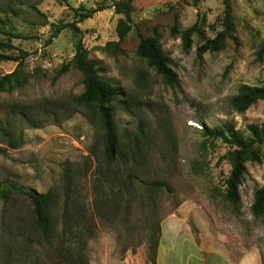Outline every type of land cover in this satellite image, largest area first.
<instances>
[{
  "label": "rangeland",
  "instance_id": "obj_1",
  "mask_svg": "<svg viewBox=\"0 0 264 264\" xmlns=\"http://www.w3.org/2000/svg\"><path fill=\"white\" fill-rule=\"evenodd\" d=\"M120 1L126 0H0L7 32L0 41L15 46L0 50L8 57L0 62V78L16 71L23 80L0 92V147L6 148L0 181L49 191L54 226L51 239L42 240L32 229L31 202L0 197V264L19 237L29 242L22 252L12 248L11 264H36L37 257L69 264L61 245L72 252L70 264H151V232L157 264L160 244L162 256L183 250L211 253L206 264L251 258L264 264L263 217L252 212L254 193L264 186V143L254 148L259 160L247 163L240 200L232 203L224 197L230 145L204 134L205 127L229 123L248 136L249 124H264V100L244 113L230 103L240 85H264V0H231L232 37L219 51L201 55L198 47L225 30L224 0H133L129 18L115 11ZM80 6L102 10L78 24L81 34L63 29L48 43L50 24L74 21ZM120 19L131 25L122 41L115 31ZM194 25L186 48L183 32ZM155 33L178 84H167L138 54L141 38ZM79 37L100 75L122 92L111 107L124 159H106L96 105L76 102L85 89L82 73L71 65L58 75ZM20 133L21 147L9 148L7 138ZM128 172L164 180L173 192L140 185ZM19 253L22 262L15 261Z\"/></svg>",
  "mask_w": 264,
  "mask_h": 264
},
{
  "label": "trees",
  "instance_id": "obj_2",
  "mask_svg": "<svg viewBox=\"0 0 264 264\" xmlns=\"http://www.w3.org/2000/svg\"><path fill=\"white\" fill-rule=\"evenodd\" d=\"M198 1V0H197ZM133 0L120 1L114 4L116 12H125L126 16L132 11ZM224 26L225 30L218 33L214 38L205 40L197 49L198 53L201 55L207 52H217L219 51L227 38L232 37L233 29V8L231 0H224ZM37 12H40L38 8H35ZM82 12H79L81 10ZM102 9H92L86 10L84 6H80L76 11V19L72 22L55 24L51 23L53 29L50 35L48 43L52 39L56 38L63 29L70 28L77 33L81 34L79 23L86 19L91 18L97 11ZM0 32L2 34H7V32L1 28ZM131 30V25L128 20L120 19L118 21L116 32L119 40L122 41L126 35ZM196 30V25L188 28L183 32V41L186 48L191 45V33ZM15 36V35H14ZM13 36V37H14ZM20 37V36H15ZM14 48L12 44L8 42L0 41L1 49ZM138 54L147 59L148 64L155 68V70L161 74L165 82L169 85L178 84V76L176 71L171 65V61L165 54L162 45L160 43L159 36L155 33L153 36L142 37L138 47ZM27 54L21 56V60L26 58ZM8 59L7 56L0 54V62ZM71 65L77 68L83 75V82L85 89L82 94H80L76 102L82 105L95 104L98 109L100 120L103 128V140H104V156L110 162L114 161L118 156L121 155L119 142L116 134V128L112 117L113 108L111 104L116 100V97L122 92L118 90L109 80L105 79L100 75V71L97 69L95 64L89 58V51L86 48L82 37H79L75 45V54L73 59L60 67L58 75L65 73ZM18 73L13 71L12 73L6 74L0 78V92L11 91L20 85L23 80L18 78ZM259 100H264V85H240L238 92L232 96L230 103L237 109V111L244 113L253 104ZM248 136H245L239 131L235 125L224 123L215 128H204V134L206 137L212 140L222 139L224 142L230 145L227 151V157L231 164V171L226 179V189L224 197L226 200L232 203H237L240 200L239 186L242 185L244 176L247 173V163L249 161H258L259 155L254 149L257 144L264 143V124H249L247 126ZM23 141V134L20 133L18 138H7V146L12 149H18L21 147ZM0 152L5 153L6 148L0 147ZM122 158V156H120ZM124 159V158H122ZM125 162V160H123ZM128 177L132 181H137L140 185L148 186L153 189H164L168 192H173V188L168 185L164 180L153 179L148 180L142 178L139 174L128 172ZM16 195L25 196L32 204L34 209V218L32 229L35 230L37 235L40 233V237L44 241H49L52 237L54 226L52 224V219L50 217V204H51V194L48 192H39L36 189H29L16 182L11 181H0V197L4 201H9L12 197ZM70 195L67 194V198L64 203L65 216L70 215ZM252 212L256 216L263 217L264 224V186L258 188L254 193V200L252 204ZM66 233V231H65ZM148 240L151 247L149 261L151 264L156 263V249H157V234L156 232H151L148 236ZM29 241H24L22 237L17 238L9 246L7 256H5V264H11L12 258V248L19 252L23 251ZM63 259L66 263H72V252L69 247L64 245L60 246ZM14 250V251H15ZM22 253H19L18 258L15 261H21L20 259ZM36 264H47V261L37 257Z\"/></svg>",
  "mask_w": 264,
  "mask_h": 264
},
{
  "label": "crops",
  "instance_id": "obj_3",
  "mask_svg": "<svg viewBox=\"0 0 264 264\" xmlns=\"http://www.w3.org/2000/svg\"><path fill=\"white\" fill-rule=\"evenodd\" d=\"M162 247L160 244L158 248V264H206L213 259L211 253H207L205 257H200L199 255L184 253L183 250L181 254H174L173 256H162ZM197 260V261H196ZM196 261V262H195ZM257 259H249L246 264H257ZM217 264V263H216ZM234 264V263H233Z\"/></svg>",
  "mask_w": 264,
  "mask_h": 264
}]
</instances>
